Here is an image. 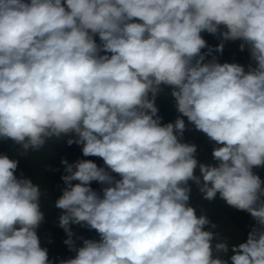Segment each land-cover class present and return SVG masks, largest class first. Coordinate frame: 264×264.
Returning <instances> with one entry per match:
<instances>
[{
	"label": "clouds",
	"instance_id": "clouds-1",
	"mask_svg": "<svg viewBox=\"0 0 264 264\" xmlns=\"http://www.w3.org/2000/svg\"><path fill=\"white\" fill-rule=\"evenodd\" d=\"M204 32L216 52L241 41L252 63L206 60ZM185 117L215 163L183 140ZM63 136L104 166L61 160L54 206L75 256L58 264H264V0H0V140L28 155ZM18 163L0 154V264H54L37 234L44 193ZM190 181L250 214L246 240L230 246L197 215Z\"/></svg>",
	"mask_w": 264,
	"mask_h": 264
},
{
	"label": "crops",
	"instance_id": "crops-1",
	"mask_svg": "<svg viewBox=\"0 0 264 264\" xmlns=\"http://www.w3.org/2000/svg\"><path fill=\"white\" fill-rule=\"evenodd\" d=\"M202 36L208 46L213 49L211 54H207L208 49L205 48L206 60H210L215 56L220 63L235 62L244 65L246 69L252 63L247 47L243 51L240 50L241 41H226L224 42L223 51L216 52L215 48L220 43L218 35L214 36L204 32ZM96 39L99 42L98 36ZM170 91V88L165 87L164 91L156 97L155 102L159 109L158 115L162 117V123L173 122L179 115ZM184 119L188 130L185 131L183 140L197 145L196 156L200 162L215 163L211 155L215 146L214 142L210 141L204 133L195 130L193 125L188 124L186 117ZM68 138V136H63L60 139L51 138L39 153H30L28 155H23L20 146L12 141L0 140V154H6L9 158L16 159L19 162L16 175L19 176L23 173L24 177L32 179L34 183L41 186V190L44 193L41 198V210L44 212L45 219L38 227L37 234L40 238L41 246L47 248L49 258L53 260L54 264H58L59 259H68L75 256V252L69 251L67 245L63 242L67 236L64 230L59 227L58 220L62 210L54 206L56 199L61 195L62 189L61 176L64 174V165L61 164V160L67 159L69 163H73L78 159H90L98 166H104L103 160L99 157H84L81 146L75 143L69 145L67 143ZM254 171L264 180V167L255 168ZM189 183L192 187L189 203L196 209L197 215L203 212L211 222L218 225L214 231L220 233L219 238L226 239L230 246L246 240L251 226L244 217L243 211L227 205L224 200L219 198V194L211 202L203 199L197 186L191 181ZM91 187L99 191L102 185L92 182ZM71 228L75 233L74 239L76 237L86 239L99 238L95 230H89L80 225H71ZM76 244L77 246L82 245V240H76ZM230 255L231 252L223 256V258L227 259Z\"/></svg>",
	"mask_w": 264,
	"mask_h": 264
},
{
	"label": "built area",
	"instance_id": "built-area-1",
	"mask_svg": "<svg viewBox=\"0 0 264 264\" xmlns=\"http://www.w3.org/2000/svg\"><path fill=\"white\" fill-rule=\"evenodd\" d=\"M243 215L246 218V220H247V222L249 223L250 226H252L255 223L249 213L243 211Z\"/></svg>",
	"mask_w": 264,
	"mask_h": 264
},
{
	"label": "water",
	"instance_id": "water-1",
	"mask_svg": "<svg viewBox=\"0 0 264 264\" xmlns=\"http://www.w3.org/2000/svg\"><path fill=\"white\" fill-rule=\"evenodd\" d=\"M202 52H204V53H205V49H203V50H202Z\"/></svg>",
	"mask_w": 264,
	"mask_h": 264
}]
</instances>
